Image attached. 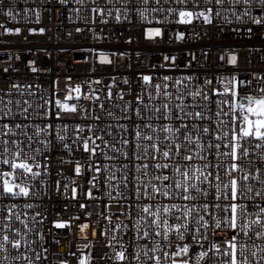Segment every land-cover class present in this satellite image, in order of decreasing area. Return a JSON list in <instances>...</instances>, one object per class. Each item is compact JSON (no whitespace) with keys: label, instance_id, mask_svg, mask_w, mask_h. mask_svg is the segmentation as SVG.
<instances>
[{"label":"snow or ice","instance_id":"1","mask_svg":"<svg viewBox=\"0 0 264 264\" xmlns=\"http://www.w3.org/2000/svg\"><path fill=\"white\" fill-rule=\"evenodd\" d=\"M75 2L83 4L84 0ZM141 2L143 7H133L132 0H127L123 11L115 9L114 18L131 23L129 17L134 12L142 35L153 42L166 34L170 40L174 37L177 42L183 41L186 34L182 26L186 29L194 21L212 25L215 18L231 24L230 16L236 21L247 17L252 25L264 27V0H191V4L189 0H167L175 5L168 7L162 6L161 0ZM60 3L67 4L68 0ZM74 11L78 14L81 9ZM105 11L103 7H93L91 22L99 18L107 23ZM0 13L6 21L25 22L23 28L0 23L3 34L27 40L29 34L46 31L29 21L31 13L35 25L41 22V8L30 7L29 0H23V7L18 6V0L6 5L0 0ZM160 13H166L163 19L159 18ZM107 16H113L112 8L107 9ZM84 23V28H75L76 33L91 30L88 22ZM247 31L251 35L252 28ZM93 38L105 39L95 31ZM132 42L129 36L126 43ZM86 51L91 56L93 73L97 64L112 66L114 56L126 55L102 46ZM140 54L136 51L137 57ZM201 56L203 64L189 50L182 64H178L177 54H162L158 62L150 64L149 73L139 72L135 77L140 91L131 87L128 76H121L130 100L119 88L114 101L117 76H108L109 82L102 84L103 73L78 83L66 74L63 86L57 76L46 91L40 84L7 85V92L0 95V197L39 199L40 189L34 193L31 183L39 177H44L40 184L43 194H48L54 144L72 152L66 142L71 124L73 144L83 154V163L76 160L74 172L77 177H90L89 186L81 188L79 194L97 205L107 198L104 211L93 212L77 199L76 182L69 181L73 185L70 199L83 212L68 218L56 213L51 224L71 234L75 223L80 242L76 251L68 253L75 264H264V243L249 244L253 237L264 241V170L255 166L257 161L264 166V70L243 73L240 53L228 47L217 55L214 64L209 62L207 50H201ZM16 59H20L19 55ZM27 66L33 74L48 71L36 60L27 61ZM181 67L184 71L172 73ZM3 72L7 73L8 67ZM0 92L4 89L0 88ZM13 92L18 96L14 97ZM105 102L114 104L120 115L107 109ZM98 112L115 123L103 122ZM87 119L92 123H83ZM121 159L126 162L120 167L109 163ZM60 163L73 161L60 158ZM57 174L62 176L63 172L58 169ZM53 184L55 191L60 192V179ZM94 190L98 194L94 195ZM62 191L68 195V183ZM113 204L123 220L111 211ZM36 207L34 203L0 205L4 213L0 224V264L48 261L42 227L48 216L39 211L30 213ZM67 209L66 203L64 210ZM14 221L22 228L14 227ZM129 232L131 250L123 240V234ZM100 239L106 243L94 255ZM37 240L40 251L34 247ZM52 242L60 244L55 236ZM114 243L120 245L119 250ZM9 248L18 254L10 257ZM59 264H69V260L60 259Z\"/></svg>","mask_w":264,"mask_h":264},{"label":"built area","instance_id":"2","mask_svg":"<svg viewBox=\"0 0 264 264\" xmlns=\"http://www.w3.org/2000/svg\"><path fill=\"white\" fill-rule=\"evenodd\" d=\"M10 0H4V4H8ZM203 3V0H201ZM127 3V0H84L83 4H77L75 0H68L67 4H61L60 0H29L30 7H40L41 8V22L39 25L34 24V16L29 14V21L33 26L45 27L46 31L44 34H29L28 39L24 40L22 37H18L14 34H3V29H0V88L4 89V92H0V95H4L7 92V85H11L16 82H27L32 84H40L42 88L46 91L51 80H55L57 76L60 77L61 86H63L65 75H71L73 77V83L81 82L88 78L98 77L101 73L104 74L105 79L103 83H108L107 77L110 75L117 76L118 87L113 88V96L115 101V93L119 88H123L125 91V99L130 100L132 97L128 96V86H125L120 79L121 76H128L131 87L135 91H140L137 87L139 83L135 77L139 72H144L145 74L150 71V64L158 62L162 54H172L175 53L178 56L177 63L182 64V61L186 58L187 52L194 51L197 55V59L201 64L204 60L201 56V50H207L209 54V62L214 64L217 55L228 47L230 50L235 49L238 51L242 57V63L240 65L241 71L245 74L252 71H262L264 70V27L252 25L247 17L243 18L241 21H236L234 17H229L232 20L231 24H228L222 18H215L212 25H205L202 21H194L193 25L181 30L185 31V39L183 41L177 42L174 37L170 40L169 36L166 34L162 40H157L155 42L147 40L144 38L141 32V23L139 22L138 16L133 12L130 14V20L117 22L115 20V9L121 8L123 11V6ZM191 4V0H189ZM161 4L164 7L175 6L174 4H169L167 0H161ZM18 6L23 7V0H18ZM132 6L143 7L141 0H132ZM154 6V4L150 5ZM93 7H103L105 11V19L107 23L101 22L99 18L96 19L95 23H92L93 13L91 9ZM80 8L81 11L77 14L74 9ZM113 9V16H107V9ZM79 15V19H77ZM160 19H163L166 13L158 14ZM227 15V13H222ZM85 21L88 22L89 31H84L81 33H76L75 28H84ZM0 23H6L7 26L14 27L20 26L24 27L25 22L21 19L19 24L12 21H6V18L0 13ZM158 26V25H155ZM174 27V26H173ZM251 27L252 33L248 34L247 29ZM223 29V31H220ZM236 29V31H234ZM93 31L98 35H103L104 40H97L93 38ZM68 33H72L71 36ZM189 33H199V36L190 35ZM207 33V35H205ZM133 38L131 44L126 43L128 37ZM92 46H102L106 50L112 52H125V57L121 58L118 55L113 57L114 64L112 66H100L96 65V72L93 73L91 70V56L86 51ZM250 49H255V51H249ZM136 51L141 54L139 57L136 56ZM19 55L20 59L17 60L16 57ZM11 57V59H10ZM87 58V61H86ZM36 60L37 64L48 71L39 72L33 74L29 71L27 66V61ZM131 65L129 68L128 65ZM8 67V72L4 73L3 68ZM166 74H167V70ZM181 71H184L181 67L180 69H173L172 73L178 75ZM255 87V83L253 84ZM13 96H18L17 93L13 92ZM103 99V95L101 96ZM85 106L90 107L87 102L82 101ZM105 107L109 110L116 111L114 104H109L105 102ZM101 115L103 122L115 123V121H110L104 116L103 113H97ZM116 115L119 116L120 112L116 111ZM83 123H92L91 119L84 120ZM123 123V121H121ZM131 127V125H129ZM31 133V129H29ZM62 135L64 133H61ZM72 126L70 124L69 131L67 133L68 139L67 143L72 146V152L61 150L60 144H54V150L51 156V175L47 177L48 180V194H43V188L40 184V180L44 177L36 178L31 181L33 186V192L35 193L37 189H40V198L37 199L35 196L28 198H7L0 197V205H7L10 203H18L21 206L24 203H34L37 207L31 212L39 211L48 216V219L44 221L43 230L45 233L44 247L49 249L48 261L44 264H59L60 259L69 260V264H75V259L68 255L69 251H76L77 244L80 242L77 239L75 231V223L73 224L72 233L69 234L67 230L55 229L51 224V220L55 217L56 213H60L63 218H68L75 214H80L83 210L79 209L78 204L75 200L70 199V190L73 186L69 181L74 180L78 186V197L80 201L84 202L89 206V210L93 212L104 211V203L102 201L97 205L94 201H88L84 198L81 192V188L86 189L89 185L87 181L90 179L89 175L85 174L83 176L77 177L74 172V164L76 160L83 163V154L76 150L75 144L72 140ZM117 134V138H118ZM210 139V137H208ZM99 143V141L97 142ZM112 153L109 152V155ZM60 158L72 160L71 164L60 163ZM126 161L120 160L114 163L116 167H120ZM101 163L104 161L101 160ZM195 163V161H193ZM255 166H261L264 170V166L256 162ZM63 172L62 176L57 174V170ZM60 179L61 191L56 192L53 181ZM131 180V176H129ZM68 183L69 193L66 196L63 191V185ZM103 191V187L101 188ZM126 193V190H125ZM98 193L94 190V195ZM127 194V193H126ZM113 195L115 193L113 192ZM68 204L67 211L64 210V205ZM21 210L22 207H21ZM251 210V209H250ZM111 211L116 212L119 216L118 207L113 204ZM4 213L0 211V224L3 223L2 217ZM117 216L113 217V224H115ZM39 219V218H38ZM83 219V216H81ZM119 219L123 220V216H119ZM101 223H105L101 219ZM131 226V225H130ZM14 227L22 228L19 222L14 221ZM40 227L39 225L37 226ZM52 229L50 232L49 229ZM120 235V234H118ZM251 235V233H250ZM53 236L60 240L59 246L52 242ZM30 238L35 239L31 236ZM91 238V237H90ZM211 239V236L209 237ZM123 240L126 246H129L131 250V232L123 234ZM106 242L103 239L98 240L96 248L93 250L95 253L100 249L102 245ZM251 243L262 244L264 241L253 239L249 241ZM117 250H119L120 245L115 244ZM36 251H40V244L37 240V244L34 245ZM20 251H23L21 249ZM109 255H111L110 250ZM56 253V255H53ZM9 254L15 256L18 253L15 250L9 248ZM31 255V253H30ZM251 259V258H250ZM23 264V262H19ZM110 264V262H107Z\"/></svg>","mask_w":264,"mask_h":264}]
</instances>
